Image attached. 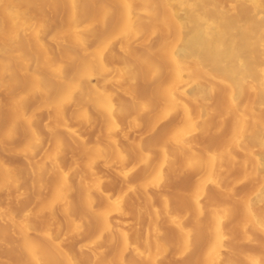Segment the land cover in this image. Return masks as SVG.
<instances>
[{
	"label": "bare ground",
	"instance_id": "6f19581e",
	"mask_svg": "<svg viewBox=\"0 0 264 264\" xmlns=\"http://www.w3.org/2000/svg\"><path fill=\"white\" fill-rule=\"evenodd\" d=\"M123 2L121 7L124 10L123 19L120 23L122 25L115 27V20L108 23L109 29L113 31V45L115 42L122 43L120 46H123L125 51L134 53V44L141 43L144 53L150 54L151 46L159 39L163 41L160 52L162 64L158 68L161 79L155 88L148 89L152 92L154 90L159 98L147 101L144 107L147 124H137L133 121L131 129L116 124L117 115L127 114L121 108L117 110L118 104L124 107L125 102L117 98V104L115 92L102 90L96 83L95 70L90 67L93 63L89 60L83 61L84 67L78 71L80 73L75 77L73 84L67 77L63 78L69 49L63 46L62 42H66L67 45V40H73L74 43L80 41L79 45L87 48L84 42V24L76 26L72 21V16L77 12L82 14L79 19L82 21L86 18V11L72 8L67 16V0H0V111L5 110V107L1 106V98L12 89L6 82L8 75L15 77L13 84L15 87L33 89L32 98L39 96L38 91L43 93L46 106L50 109L48 127L58 132L57 137L50 140L51 145L62 148L66 137L70 138L67 150L75 161L81 158L79 166L88 181L94 177H103L102 172L97 171L95 166L98 161H102L103 166L112 171L113 181L120 177L123 184L133 182L136 186V182L145 177L147 181L145 184L140 186V181L137 182L139 190L132 189L134 201L141 200L142 194L147 197L151 187L159 192L160 188L158 189L155 183L158 180L168 181L171 175H181V179L186 174L196 177L193 186L178 196L181 202L178 203L181 205L185 200L187 205L197 211L196 214L190 213L189 207L185 204L180 208L184 211L170 212L168 199L161 214L149 206L155 218L152 220L154 222L151 225V236L147 246L134 251L135 253L143 251L144 264H159L162 258H166L170 242L175 243L179 254L187 255L184 264H264V0H123ZM158 2L162 4L161 11H156ZM101 7L107 16L116 17L119 11L112 7L103 5ZM132 8H137L138 11L134 13ZM50 14L53 16L54 29L56 25L59 29L55 34L52 32L54 36L50 42L59 45L55 40L59 43L61 41L60 48L68 49L66 51L64 49V54L57 59L54 56H60L61 53L53 56L42 38L45 28L49 27L45 24L31 27V17L38 16L44 19ZM151 18H157V27L153 30H150L153 25L150 23ZM100 22L99 19L97 24ZM59 23L61 27H58ZM95 34L92 36L96 38L100 36ZM21 36L30 38L33 51L26 52L21 48ZM109 40L105 44H111ZM8 41H14V44H9ZM5 53L14 55L18 60L8 63L2 57ZM109 53L112 57L118 56L117 49ZM33 54L35 58L41 60L38 67L42 70V73L39 71L40 74L28 65L33 59ZM24 55L30 56L28 63L23 59ZM80 62L82 64V61ZM141 62L146 70L152 65L159 64V61L149 62L145 58L141 59ZM94 64L97 68L106 65L102 54L96 58ZM19 71L33 78L20 80ZM184 71L204 74L210 79L211 84L204 86L194 81L190 87L180 88L179 84L185 76ZM45 73L55 81L62 78L61 83L58 85L57 81L54 87L52 81V88L49 86V79L44 80ZM130 77L132 81L137 78L133 73ZM82 80L90 86L91 94L88 97L83 92L85 88ZM135 83H130L125 89L130 96L132 87L135 86L137 89L140 86L139 83ZM215 83H219L220 88ZM122 90L124 91V88ZM9 94L6 98H20ZM203 101H209L210 106L204 105ZM73 104L81 105L87 114L90 106L94 108L93 126L89 129L86 121L83 126L85 130L96 132L103 140L117 145L120 141L119 136L122 135L131 145L134 137L144 135L146 141L140 140L132 149L126 147L122 150L116 149L111 154L106 152L107 155L102 157L99 146L80 138L82 124L77 118L69 121L68 108ZM243 106H246L244 110ZM115 111H118L117 115L114 114ZM249 115L256 119L250 120ZM198 125H200L198 136L189 138L192 133L189 130L194 128L195 131ZM26 130L32 131L34 126L29 123ZM3 134H0V144L7 150L10 148V140L18 139L20 136L15 131L10 138L4 139ZM75 145H78V149L74 147ZM193 147L203 149L205 154L202 156L195 153ZM41 150V147L37 149L25 147L23 152L27 157L34 158ZM190 152L193 155L187 157L185 154ZM49 159L51 165L44 166L43 171L48 173L52 180L46 188L47 192L38 190L35 194L41 199L36 207V216L43 217L48 212L61 209V215L55 214L53 219L59 220L61 217L67 219L73 216V222L77 224L85 222L90 228L94 223L82 216L76 204L71 210L63 208V194L73 188V185L68 179L67 182H58L66 178L64 170L60 168L59 154L55 153ZM114 164L121 166L114 170ZM129 172L134 177H125ZM188 178L185 177L186 180ZM98 179L95 181V187L101 193L102 204L106 205L96 213L95 224L99 230L94 252L97 258L106 264L110 263L107 259L109 257L115 264H128L127 258L116 251L113 228L122 222V217L129 211H119L117 217L111 219L110 212H105L104 209L109 203L108 195L103 190L101 179ZM237 182H242L244 186L251 183V186L249 190L247 188V191L242 192L238 190L240 183ZM12 183H16L15 179ZM84 183V189L87 185L90 186L87 181ZM212 190L224 198L232 197L237 200L239 208L229 209L226 204L214 203L213 208H209L207 212L208 209L205 210L200 199L205 196L212 199ZM32 198L28 196L23 203L28 220L19 224L26 235L34 228L46 224L45 221H39L34 217ZM8 219L17 225L18 221L11 213ZM161 220L167 222L168 228L169 226L175 228L173 235H166V229H163L166 226L160 227ZM100 228L107 230V238L98 235ZM6 234L10 232L6 231ZM231 238L237 240L238 246L236 249L225 250V241L231 242ZM254 247L257 252L253 251ZM201 248L203 250L199 252L198 249ZM45 255L47 254L37 250V246L31 241H26L20 245L19 252L13 253L9 260L13 264L66 263L65 255L53 258ZM169 264L173 262L169 261Z\"/></svg>",
	"mask_w": 264,
	"mask_h": 264
},
{
	"label": "rangeland",
	"instance_id": "374dc122",
	"mask_svg": "<svg viewBox=\"0 0 264 264\" xmlns=\"http://www.w3.org/2000/svg\"><path fill=\"white\" fill-rule=\"evenodd\" d=\"M122 3H124L123 0H67V16L69 15L68 13L71 12L70 9L72 8L74 10L78 9L82 11L85 9L84 12L86 11V14L83 13L85 14L86 18H84L82 21H79L80 16H82L80 12H77L79 14L75 13L76 15L72 16V21L76 23V26H81L82 23L84 24V42L87 48H82L81 46L83 45H79L78 43L80 41H75L76 43H74L73 40H67V45L66 42H62V45L69 50L62 45L61 47L63 48H60L61 41L59 43V41L55 40V42H57V44L59 45H54V43H51L50 41H52L55 32L59 30L57 29L56 24V30L54 29L55 26L53 25L54 23H52L53 16L51 14L46 16L44 19H41L38 16L31 17V27L35 28L36 25L40 24H45L47 27H49V29L45 28L46 30H44V32L42 33V38L43 40H45L49 52L53 53V56L61 53L60 56L57 55L56 57L54 56V58H60L64 54V51L68 50L67 67H65L63 71V78L67 77V80L70 83H74L75 77L79 75L78 73H80L78 71H81L84 67V60L85 62L89 60L93 63V66L90 65V67L92 68V70H95L94 75L96 76V83L102 88V90H112L113 92H115L114 98H116L115 101L117 104V98H121L125 102L124 107H122L119 103L117 106V110L121 108L125 110L127 114L120 116L117 115L118 111H115L114 114L117 115L116 124L131 129V122L133 121H136L137 124H147L144 107L147 101L153 98H159L158 94H156L154 90L152 92L148 89L152 87L155 88V86L161 79V76L158 74V68H160L162 64L160 62V58L162 57V54L160 52L162 51L163 41L159 39L158 42H155V44L151 46L150 54L144 53V49L143 46H141V43H137L136 45L134 44V53L125 51V48L123 46H120L122 45V43L115 42V44L113 45V31L109 29V24L111 20V22L115 20V27H120V25H122L120 24L122 23V13L124 11L123 9H121L123 5ZM101 5L118 9L119 11L116 10L117 16L112 17L110 15L107 16V14L105 15L103 13V7L100 8ZM132 10L134 11V13L136 10L138 11L137 8H132ZM161 10L162 4L159 3L156 6V11ZM101 13L104 14V17H101ZM25 15L26 13H24L23 16ZM99 19L101 22L100 24H97V21H99ZM23 20L27 21L25 18H23ZM156 22L157 18H151L150 23L151 25H153L151 26L150 30H153L157 27ZM58 27H61V24ZM95 33H97V36L98 34L100 36H98L97 38L95 36H92ZM107 40H109V43L111 44H105ZM71 41L74 43V46ZM21 42V48H23V50H25L26 52L33 51V44L31 43L29 37L21 36ZM7 43L14 44V41H8ZM76 44H78L81 48L76 47ZM106 45H108L109 48ZM114 49H117L118 51L117 57H112L109 53ZM70 53L71 55L69 56ZM101 54L106 60V65L97 68L94 63L96 61V58H98V56ZM34 55L35 54H33V59L30 63H28V60L30 58L29 55H24L25 57H23V59L28 63L33 71L37 73H39L40 71L42 73V70H39L38 68L41 60L40 58H35ZM2 57L10 64L12 63V61L18 60L14 55H10L7 53L3 54ZM140 58H145L149 62L151 60H156L159 61V64H157V66L152 65L149 70H146L144 69ZM80 61H82V64H80ZM105 69L110 71H104ZM132 73L137 76L134 81H132V78L130 77ZM184 74L185 76L179 84L180 88H188L194 81L199 82L204 86H208L211 84L210 79L204 74H192L188 71H184ZM18 75H21V78L19 79L23 81H26L28 79L31 80V78H33L31 76H25L21 72ZM44 76L46 77L44 78V80L49 79L48 83L51 84H49V86L51 87L52 81L53 85L55 84L54 87L57 84L59 85V83H61L62 81V78H58L57 83V81L50 78L51 76L47 77L46 73ZM14 79L15 77L12 75L7 76L6 82L10 84V87L12 89L10 90V92L5 93L6 95L4 94V97L1 98V106H4L5 110L4 112L0 111V134L4 133V139L10 138L12 133L15 131H17L20 135L18 139L10 140L11 144L8 150L6 148H3L0 144V198H2V200L0 201V264H13L11 260H9V257L13 253L19 252L20 245L26 241H31L34 245L37 246V250H42L45 254H47L45 256H47L48 258L57 256L64 257L65 255V264H106L105 261L98 259L97 255L94 252V244H97L96 240L98 239L97 230H99L97 229V226L95 224L96 213L98 212V209L102 208L103 205H106L102 204L103 198L101 196V193L95 187V181L99 177H94L93 180L90 181L86 179V175L81 171V168L79 166L81 158L78 161H75L70 157L71 153L67 150L70 138L66 137L64 146H62V148H55L51 145L50 140L57 137L58 132L54 128L48 127V124L50 122V109L48 106H46V100L44 99L43 93L38 91L37 94L39 96H37L39 98H32V96L34 95L33 89H25V87H15L13 85L15 81ZM135 82L139 83L140 86L137 89L135 88V86L132 87V96H130L126 93L125 89L128 88V85L130 83ZM81 83L85 88L83 92L86 97H88L91 94L90 86L85 80H82ZM215 85L220 88L219 83H215ZM122 88H124V91L122 90ZM9 93H12V96L20 98H6L7 96L9 97ZM203 104L210 106L209 101H203ZM245 108L246 106H243V110ZM68 110L69 121L71 122L74 118H77L80 124H82V129L79 132L80 138L84 139L88 143L99 146L101 149L102 157L105 156L106 152H109V154H111L116 149L122 150L126 147L132 149V147L140 140L141 142L146 141L145 136L141 135L139 137H134L133 142L130 145L128 144V141L122 135H120V143L118 142L117 145L112 144L108 140H103L96 134V132H92L89 130L93 126V116L95 113L93 107L90 106V108L87 109L88 114L86 112V109L81 105H70ZM248 118L250 120L256 119V117H253L252 115H249ZM85 121L87 122L89 128L86 130L83 126L85 125ZM29 123L34 126V130H26V126ZM189 131L192 132L191 135H189V138L197 137L200 132V125L196 126L195 131L194 128H191ZM214 131L216 132V130ZM77 146L78 145H75L74 147L78 149ZM25 147H29L32 149L41 147L42 150L37 153L34 158H30L27 157L23 152ZM193 149L195 153H198L202 156L205 154V151L201 148L193 147ZM19 152L21 154H18ZM55 153L59 154L60 168L64 170V173L66 175V178H63V180L61 179V181L58 180V182H67L68 179V182L73 185V188L68 189V191L66 190L63 194V208H68L71 210V207L76 204L78 206V209L81 211L82 216L94 223L90 228L87 227V224L85 222H78V224L73 222V216L67 219L65 217H61L59 220L53 219V216L55 214L61 215V209H58V211L48 212L46 216L43 217H38L35 214L37 209L36 207H38L41 200L40 198H37L35 194L38 190H41V192H47L46 188L50 185L52 180L51 176L43 171V167L46 165H51L49 157ZM185 155H187V157H191L193 154L192 152H190L186 153ZM103 165L104 164L102 163V161H98L95 163L97 171H101L103 174V177L99 178L98 180L101 179L103 190L106 195H108L109 203H107L108 206L104 208L105 212H110V217L112 220H114L117 217L119 211H129L127 215H124L122 217V222L118 226L113 228L117 244L116 251H118L120 255L123 254V256L127 258L126 262L128 264H144L143 251L141 250L137 253H135L134 251L137 248H144L149 242V238L151 236V225H153L152 223L154 222L152 220L155 219L151 214V208H149V206L151 205L150 207H154L155 211L161 214L163 208L166 205L165 201L168 199L170 200V212H179L180 208H182L181 205L185 204L189 207L188 211H190V213L196 214L197 211L191 208L189 204L187 205L185 203V200L183 201L184 203L180 205L179 203L181 202H179L180 200L178 199L179 193H181L182 191V193H184V191H188L193 186L196 177L184 173L186 174V176L184 174L183 176H185L186 179L188 178L187 176H190L188 180H186L183 176L182 177L184 179H181V175H171L169 177L170 179L167 178L168 181L158 180L155 183L158 185V189L160 188L159 190L157 189L159 192L151 187V189L149 188L150 190L148 189L149 195H147V197L142 194L141 196L143 198L141 197V200L138 201V199H135L137 201H134L132 189L137 188V190H139V181L140 186L147 182L145 181V177L141 178L142 180H138V183L136 182L137 187L133 182L123 184L120 177H117L116 181H113L111 179L113 175L112 171H110L106 166ZM120 166L121 165L118 166L114 164L113 168L114 170H116L119 169ZM130 174L131 172H129L125 177H134ZM241 177H239V179H241ZM11 179L12 181L13 179H15L16 183L13 184ZM85 181H87L90 186L87 185V187H85L84 189L83 183ZM237 183H240V188L238 187V190L242 192L247 191V188L249 190L251 186V183H249V185L248 183H246L247 186L245 183L244 186L242 182ZM242 185L244 186V188L242 187ZM186 187H188V189H186ZM211 192L212 199L207 198L208 196L201 197L200 199V202L203 204L202 206L205 207V210L208 209L206 210L207 212L209 211V208H213L212 206L214 203L226 204L229 209L239 208L238 201L233 199L232 197L224 198L215 190H212ZM28 196L33 197L32 201L34 202L35 211L34 217L39 221H45L46 224L34 228L30 232V234L26 235L22 228H20L19 224L28 220V214L23 204ZM185 205L184 207H186ZM181 211H184V209L180 210V212ZM10 213L15 217V220L18 221L17 225L9 221L8 217ZM166 223L167 222H163V220H161L160 227H163L165 225L166 227H164L163 229H166V235L171 236L176 230H174L175 228L169 226V228L171 229L170 231ZM6 231H9L10 234H6ZM226 232L228 231L226 230ZM107 233L108 232L106 229L100 228L98 235H103L104 238H107ZM228 242V240L225 241V250L236 249V247L238 246L237 240H232L229 243ZM56 243L58 245H56ZM202 250L203 248L198 249L199 252ZM148 251L149 249H147V253H149ZM253 251L257 252L256 247H254ZM178 252L180 251H177L175 243L170 242L167 246L166 258H162L159 264H169V261L173 262V264H184L187 255H182ZM176 253H178V255H176ZM109 258H107L108 260H110L109 264H115L112 262V258Z\"/></svg>",
	"mask_w": 264,
	"mask_h": 264
}]
</instances>
